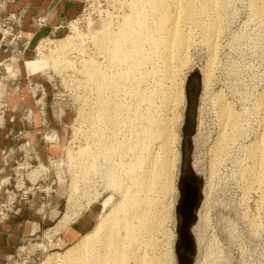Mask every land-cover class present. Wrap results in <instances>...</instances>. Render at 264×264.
Masks as SVG:
<instances>
[{"label":"rangeland","instance_id":"374dc122","mask_svg":"<svg viewBox=\"0 0 264 264\" xmlns=\"http://www.w3.org/2000/svg\"><path fill=\"white\" fill-rule=\"evenodd\" d=\"M14 1L0 0L1 39L8 37L1 22ZM132 1L84 0L80 14L63 28L45 31L34 21L35 34L23 39L22 32L20 40L8 37L11 44H3L8 60L0 64V84L15 89L26 76L30 98L17 109L23 127L15 131L11 126L9 131L18 150L11 154L8 147L3 154L5 169L0 179L8 181L0 183V211L8 215L0 216V226L23 206L51 219L44 218L47 224L41 232L18 244L12 255H0V264H93L86 258L96 242L80 258H71L80 238L67 244L61 240L87 216L90 228L82 235L98 226L99 238L112 237L118 248L134 255L128 264H176L185 165L198 178L201 190L193 230L195 264H264V16L256 13L264 11V0L192 1L197 11H203L202 23L182 24L185 35L179 36L189 37L190 43L176 49L175 73L163 83L173 101L183 100L175 111L173 107L170 112L175 103L165 107L156 96L161 83L153 75L148 85L133 84L137 88L140 82V88L147 90L162 122L177 116L166 154L163 142H155L157 131L149 129L148 120L124 128L139 112L133 99L135 88L108 83L114 87L107 85L101 94L88 66L93 62L103 72L123 73L109 67L97 39L106 26L119 29ZM164 2L142 4L163 13ZM149 18L141 21L148 24ZM149 28L155 35L146 41L147 48L171 24L158 26L152 21ZM183 54L188 63L181 76ZM26 62L35 73L27 72ZM190 77V86L198 89L189 109ZM112 88H117L116 93ZM1 104L2 111L9 110L4 98ZM103 104L106 109L101 111ZM140 133L146 143L154 138L149 150L131 146ZM223 136V151L217 156ZM257 146H261L259 157L255 156ZM150 152L158 153L169 169L155 171ZM149 174L153 179L147 181ZM64 217L67 223L74 222L56 233Z\"/></svg>","mask_w":264,"mask_h":264},{"label":"bare ground","instance_id":"6f19581e","mask_svg":"<svg viewBox=\"0 0 264 264\" xmlns=\"http://www.w3.org/2000/svg\"><path fill=\"white\" fill-rule=\"evenodd\" d=\"M192 1L194 0H165L162 13L157 8H148L143 5L142 3L145 2V0H133L129 10V15L127 14V16L124 17V20L120 25L118 24L120 26L119 29L117 28L118 30L115 29L116 31H114L106 26V29L102 31V35L97 39L100 45L99 47L103 49L108 58L109 67L112 70H123L121 75H112L107 73L109 71L103 72L101 69H98L99 67L96 68L97 65L95 66L93 62H90L88 66L89 68H92V71L95 73L93 79L97 80L95 82L97 90L101 94L104 93L108 83H114L117 88L122 86L119 85L120 83L124 84L127 88H135L134 86L137 85V81L148 85L150 77L153 75L161 83L160 90L156 93V96L161 100L162 105L166 107L175 103L172 107L168 106L170 107V112L173 107L174 111L175 108L181 107L183 100L180 99V101H173L169 90L165 89L163 83L170 80L175 73L172 69V64L177 58L175 54L176 49H181L183 45H188L190 43L189 37L185 40L181 39L185 35L182 24L188 26L189 24L200 25L202 23L201 12L203 13V11H197V6ZM156 10L162 14H157ZM256 13L260 17L264 16V11L262 10H256ZM144 16H150L148 24L141 21V18ZM152 21L158 26L164 22L170 23L171 28L166 29L164 35L159 40H153L150 43L149 48H147V46H145L146 41H148L150 37L153 38L155 35L152 34V31L149 28ZM143 26H146L145 28L148 29L142 30ZM150 52H154V56L150 55ZM136 54L137 56H140L139 59L136 58ZM185 54H183L180 58L181 63L179 64L178 73L181 76L183 68L188 63V58ZM149 68H152V71H149ZM140 82L139 86L133 90V99L135 101V105L139 109V112L135 120L129 119V124L125 122L124 128L129 129L133 127L135 122L138 124L144 120H148L151 123L149 129L157 131L155 142H163V144L160 143V145L163 147L164 153H169L170 146L168 143L174 138L175 127L178 123L177 116L175 115L176 117L173 119L171 118L162 122V119H159L156 112L152 109L153 100L147 95V90L145 91L144 88H140ZM134 83L136 84L133 85ZM110 86L114 87L113 85ZM117 88H112L114 93H116ZM105 107L106 105L103 104L99 109L103 111L106 109ZM224 117L229 119L230 115L226 114ZM97 119V121L102 124L103 119L100 117ZM224 138V136L221 138L220 141L222 142L218 145L215 152L217 156L222 154ZM134 139L135 141L131 144V146L134 148H142L144 150H149L154 142V138L152 143L144 142L142 133ZM112 151L113 153L115 152V150ZM255 152V156L257 157L262 155L261 146H257V150ZM150 154L151 157L149 162H152L155 171L160 169L165 172L169 169V165L166 161L163 163V159H160L162 157L158 156V153H156L158 158H156V156H154L151 152ZM95 161H97L96 157L93 159V164ZM94 167H97V163ZM131 168L132 166L127 167L128 170ZM151 179L153 178H150L149 174L147 181ZM186 189L187 193L184 204L181 208L184 221H188L189 215L190 213L192 215L194 207L197 203V194L195 193V190L189 186ZM99 235L100 233L97 226V228H95L92 232L83 236L74 250L71 251V258H80L82 251L88 249L92 242H96L98 245H96L94 251L92 249L90 255L86 258V261L91 260L93 261V264H128L132 253H129L126 248H118L112 237L109 239L99 238ZM182 245L185 249H187L188 241L186 240L184 231ZM80 262H82V260ZM140 263L145 264L143 262ZM157 263L163 262L159 261Z\"/></svg>","mask_w":264,"mask_h":264},{"label":"crops","instance_id":"0c3cea01","mask_svg":"<svg viewBox=\"0 0 264 264\" xmlns=\"http://www.w3.org/2000/svg\"><path fill=\"white\" fill-rule=\"evenodd\" d=\"M83 4L84 0H15L8 4L7 11L4 12L3 17L11 13L20 15V27L23 31V39H26L38 31L37 26L34 24L37 18L41 17L45 20V31L59 30L80 14ZM3 44H11L8 37L5 35H2V39L0 37V64L2 61L8 60L7 49H4ZM26 70L28 73H35L29 68L27 62ZM29 84L30 82L27 80L26 76H23L20 86L14 87L15 89L0 84V174H2L5 169L3 166V154L5 150L10 147L9 153L11 154H15L18 150V142L16 138H12L13 134L9 133V131L11 126L17 131V129L22 128L24 125V120L19 116V110L17 109L22 107V103L26 105L27 103L24 101L30 98ZM17 88H20V90H17ZM3 98L9 110H1V100ZM13 111H16V113ZM11 119L13 120V124L10 123ZM7 181L8 179L4 177L0 179L1 184L7 183ZM48 217L50 218L48 214L46 217L40 216L38 212L30 210L27 206H23L19 209L15 215L11 216L4 226H0V255L7 257L12 255L18 244L39 234L42 228L45 227L44 225L47 224V221L45 222L43 219ZM89 217L90 216H87V218L74 223V226L71 227L66 235L62 236L61 240H64L66 244L70 242V240H75L78 237L80 238L79 240H81L83 236L87 235V233L84 235H82V233L90 228L91 218ZM64 220L65 217L56 228V233L66 229L69 224L74 222L70 221L67 223L66 220Z\"/></svg>","mask_w":264,"mask_h":264},{"label":"flooded vegetation","instance_id":"af4514ba","mask_svg":"<svg viewBox=\"0 0 264 264\" xmlns=\"http://www.w3.org/2000/svg\"><path fill=\"white\" fill-rule=\"evenodd\" d=\"M197 179L195 175H193L186 167L184 166L183 172L181 173V182H180V202L178 206L179 210V222H178V242H177V254H176V264H195L194 257L196 256V248L195 243L196 240L194 238V227L196 221L197 210L199 208V204L201 201V190L197 183ZM191 187L195 190L197 194V203L194 207L193 213L189 215L188 221H184L183 215L181 213V208L184 204L187 187ZM183 231L186 236V240L188 241V247L185 249L182 245L183 242ZM191 238V239H190ZM193 243V244H192ZM193 245V246H191Z\"/></svg>","mask_w":264,"mask_h":264},{"label":"built area","instance_id":"2783aa9c","mask_svg":"<svg viewBox=\"0 0 264 264\" xmlns=\"http://www.w3.org/2000/svg\"><path fill=\"white\" fill-rule=\"evenodd\" d=\"M14 0H5V2H11ZM37 25L39 28H43L46 25V22L43 18L39 17L36 19ZM4 32L8 35L9 38L13 41L20 40L22 38V29H21V17L18 14L11 13L1 22ZM8 213H4L3 210L0 211V216L2 219L7 218Z\"/></svg>","mask_w":264,"mask_h":264},{"label":"trees","instance_id":"16d2710c","mask_svg":"<svg viewBox=\"0 0 264 264\" xmlns=\"http://www.w3.org/2000/svg\"><path fill=\"white\" fill-rule=\"evenodd\" d=\"M191 79L189 80V84H188V87H187V93H188V97H189V109L191 108L193 102H191V99H192V95H194V92L198 89L196 85H192L190 86V81L193 80V77H190Z\"/></svg>","mask_w":264,"mask_h":264}]
</instances>
